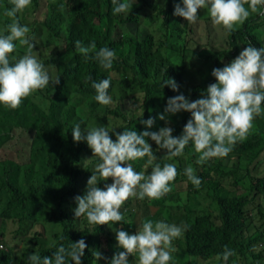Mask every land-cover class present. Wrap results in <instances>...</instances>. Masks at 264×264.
<instances>
[{"label":"trees","instance_id":"1","mask_svg":"<svg viewBox=\"0 0 264 264\" xmlns=\"http://www.w3.org/2000/svg\"><path fill=\"white\" fill-rule=\"evenodd\" d=\"M38 1L32 0L16 18L30 28V35H38L34 51L50 76L60 77V83L52 85L54 91L37 90L17 109L0 105V155L16 133L26 137L16 143L18 155L14 151L0 156V236L9 221L16 224V233L30 222L42 227L34 234V253L52 256L54 241L67 248L84 239L88 247L82 264H110L112 256L123 249L108 245L110 249L105 252L99 233H105L111 243L117 224L135 234L136 226L150 220L151 214H155L154 222L169 223L168 214L175 209V215L176 211L180 215L176 220L183 222L178 226H186V230L177 239L183 247L172 253L169 264H223L215 257L225 251V246L235 253L227 263L264 264V116L254 119L247 139L237 142L228 156L203 164L197 163L199 154L191 142L182 156L169 159L166 149H159L146 137L158 158L156 163H172L177 168L178 175L170 184L172 191L159 200L130 198L120 209L124 220L109 228L74 215V197L85 193L92 174L99 175L95 169L100 160L86 142L72 139L76 123H81L85 135L95 127L139 133L166 126L158 115L164 112L169 97L182 93L190 101L201 98L202 91L215 82L210 74L213 68H220L222 60L231 62L249 44L264 47V15L251 14L237 31L226 33L225 46L205 51L190 44L185 36L188 23L173 15L174 5L181 0H167L165 4L130 0L134 5L129 14L114 13L111 0H48L41 18L33 8ZM11 7L10 0H0V30L12 23L5 15ZM148 8L156 12L150 14ZM143 17L150 30L138 25ZM26 18L29 20L23 23ZM77 40L84 46L95 42L97 50H114L117 58L112 68L104 69L96 59L86 60L74 47ZM24 54L16 49L10 56ZM194 57H202L205 67L194 64ZM202 72L205 77H199ZM104 78L111 81L108 92L112 103L106 106L95 100L92 87V81ZM168 78L177 82L178 92L167 85L162 87ZM113 81L121 89L117 99ZM136 99L138 104L128 105ZM149 117L156 118L155 123L146 128L140 121ZM190 118L191 114L183 111L170 115L167 126L173 128L174 136H180ZM109 135L115 141L116 136L112 132ZM146 161L147 157L128 163L141 172ZM187 167L201 179L199 188L184 174ZM150 171L148 166L145 175ZM105 183H112V179L97 186L103 188ZM1 242L6 240L0 238ZM96 251L104 259L97 260ZM21 257L25 262L26 256ZM11 259L0 248V264H15ZM129 264H138V257L130 256Z\"/></svg>","mask_w":264,"mask_h":264},{"label":"clouds","instance_id":"2","mask_svg":"<svg viewBox=\"0 0 264 264\" xmlns=\"http://www.w3.org/2000/svg\"><path fill=\"white\" fill-rule=\"evenodd\" d=\"M13 7L6 10L5 15L12 18V23L0 30V105L10 109L20 107L25 98L37 90L59 85L60 77H51L44 64L34 54L35 37L30 35V28L21 25L16 18L17 13L28 8L32 0H10ZM137 0H135V3ZM115 6L114 13H130L134 3L130 0H111ZM247 5V7H245ZM207 8L214 25L222 26L227 34L237 31L251 14L264 15V0H181L174 5L173 15L183 17L187 23L198 21V9ZM6 33V34H5ZM26 46V52L19 58L11 57L16 51L17 43ZM76 51L87 59H96L104 69H111L117 58L114 50L101 47L97 50L95 42L84 46L81 41L74 42ZM231 49V48H230ZM229 49V50H230ZM228 50V51H229ZM211 75L215 82L210 83L202 91L201 98L189 100L184 94L169 97L164 112L158 119L165 121L164 127L158 131L135 130L116 133L114 128L95 127L90 130L81 128L76 123L72 128L74 142H86L93 156L99 158L95 171L87 180L83 195L74 197L76 218L86 216L89 224L110 225L124 220L121 207L130 198L140 200H159L172 191L171 182L178 175L175 164L156 163L157 156L152 146L145 139L150 138L159 149H166L168 158L180 157L191 142L194 151L199 154L197 163L203 164L212 158L228 156L237 142L247 139L253 121L264 116V47L256 48L249 44L238 56L222 68H213ZM92 78L89 77V80ZM178 92L179 86L173 78L162 83ZM95 89V100L101 105L112 103L109 95L111 81L108 78L99 82L92 81ZM188 112L191 118L183 126L180 136H174L173 128L167 126L168 117L179 112ZM142 116V114H141ZM155 119H142L141 124L151 128ZM112 132L115 141L109 135ZM147 157L145 171L137 172L129 161ZM184 174L191 183L199 188L201 179L194 174L192 167H187ZM112 179V183L98 187L100 181ZM130 223V222H129ZM186 226L169 224L163 220H146L135 234L123 230V226L115 230L118 248L111 258L110 264H129V257L136 255L138 264H169L176 251L173 241L182 236ZM63 240V237H61ZM56 251L52 256H41L30 253V264H82V257L88 247L84 239L77 240L69 247L53 242ZM234 251L227 249L215 259L224 264ZM70 258V261H69ZM97 260L104 259L101 252H95Z\"/></svg>","mask_w":264,"mask_h":264},{"label":"rangeland","instance_id":"3","mask_svg":"<svg viewBox=\"0 0 264 264\" xmlns=\"http://www.w3.org/2000/svg\"><path fill=\"white\" fill-rule=\"evenodd\" d=\"M153 3H163L165 4L167 0H149ZM46 2H48V0H39L38 1V6L33 7L36 9V14L39 18L42 17V15L44 14L43 12L45 11L46 8ZM33 8H29V9H33ZM148 12L150 14H154L156 12V10H154L153 8H148L147 9ZM19 14V13H18ZM20 15V14H19ZM198 21L195 24H189L187 26V32L185 33V36L189 39L190 44L195 48V49H205V48H209V50H215L217 47H221V46H225V42H226V31L223 29L222 26H217L214 25L211 21V18L209 16L208 10L207 8L205 9H198ZM21 17V16H20ZM29 19L26 18L24 19L22 22L23 23H27ZM181 23H183L184 21H186L183 17H181ZM138 25L142 26L145 29H151V25L149 23L145 22V19L143 17L142 20H140V22L138 23ZM35 39H38V35H35ZM39 42L35 41V44ZM17 43V50L18 51H22L23 53L26 52V46L25 47H20L18 42ZM37 46V44L35 45ZM198 50V51H200ZM208 49H205V51H207ZM34 54L37 55V52L34 51ZM38 56V55H37ZM39 59V58H38ZM233 60V59H232ZM231 60V61H232ZM194 64L196 65H201L202 68L205 67V62L204 60L202 61V57H194ZM230 61L229 60H222L220 68H222L223 66H225L226 64H228ZM200 72V71H199ZM204 72L200 73L199 77H205L203 75ZM50 75V73H49ZM211 75V74H210ZM121 94V89L119 87V85L117 84L116 81H113V95L115 97V99L119 98ZM113 102H115L113 100ZM136 104H138V100H134L132 104H128L129 106H135ZM18 132H20L18 130ZM17 135L15 137H13L12 141L10 142V144H8L7 146L4 147V149H2L1 152V158H4L6 155L9 154V152H16L18 155V151L20 150V148H18L16 146V143L18 141H20L21 139L23 140V142L25 141L26 137L23 133H16ZM25 144V143H24ZM262 167H264V163L261 165ZM184 184V183H183ZM178 188V187H177ZM151 211H153V208L151 209ZM169 217V224H183V222L181 220H176V219H180V215L178 214V212L176 211V215H175V209L174 211H171L168 214ZM155 214H151L150 215V220L154 221ZM136 223H139L138 221ZM105 226L107 228L112 227L113 225H107L105 224ZM117 228L121 227L122 224L119 223L116 225ZM16 224L12 223V222H8L7 227H6V231L2 232L0 236L1 240H6V243L1 242L0 243V248L2 250L5 251L7 257L11 256L12 259L10 262H13L16 264V261H20V264H28L30 262H26L28 260V255L30 253H34L35 249V237L36 235H34L36 232L42 230L41 226H33L32 223L30 222H26L24 223V225L21 227L20 230L17 231L16 233ZM137 230L140 229V226L137 225L136 226ZM133 234V233H132ZM5 237H7V239H5ZM43 239V238H41ZM99 240H100V244L101 246L105 249L104 251L107 252L106 248L109 250L110 246L113 248L114 247H118L117 246V241L115 239V236L113 237V239L111 240V243L108 241L107 235L105 233H99ZM113 242L115 243V245L113 244ZM108 245H110L109 247H107ZM173 245L176 249L182 248L183 245L180 241H178L177 239H175L173 241ZM22 254L25 257V262L21 259ZM136 256V255H133ZM231 263V262H230ZM227 263V264H230ZM224 264V262H223ZM243 264H247V263H243ZM250 264H252L250 262Z\"/></svg>","mask_w":264,"mask_h":264}]
</instances>
